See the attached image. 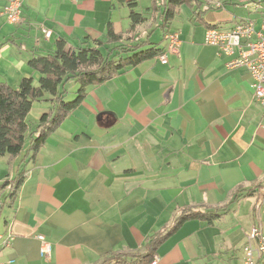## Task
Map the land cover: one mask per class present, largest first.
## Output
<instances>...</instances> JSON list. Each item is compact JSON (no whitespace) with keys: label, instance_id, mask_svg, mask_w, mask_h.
<instances>
[{"label":"crops","instance_id":"obj_1","mask_svg":"<svg viewBox=\"0 0 264 264\" xmlns=\"http://www.w3.org/2000/svg\"><path fill=\"white\" fill-rule=\"evenodd\" d=\"M8 1L0 0V82L13 87L38 77L28 65L32 50L53 51L61 38L72 48L97 40L112 47L110 30L131 26L129 0H22L17 25L1 14ZM137 2L150 16L152 0ZM201 9L203 22L182 5L169 30L140 27L138 41L163 48L166 63L161 54L89 86L34 157L27 149L0 155V234L14 235L0 245V264H102L113 252L146 254L148 237L188 207L229 210L212 223L184 222L154 253L157 264L241 261L247 233L264 228V104L248 69L227 66L237 53L205 35L248 20L260 30L264 0H205ZM171 31L178 52L167 51ZM50 108L38 101L30 112L39 119ZM22 173L12 199L3 183ZM39 235L52 245L50 259Z\"/></svg>","mask_w":264,"mask_h":264},{"label":"trees","instance_id":"obj_2","mask_svg":"<svg viewBox=\"0 0 264 264\" xmlns=\"http://www.w3.org/2000/svg\"><path fill=\"white\" fill-rule=\"evenodd\" d=\"M237 1L242 3L255 0ZM204 2L205 0H152V5L147 9V14L150 13L148 16L136 10L137 0H129L127 5L130 8L131 26L124 35L114 34L110 30L108 43H112V47L97 40L93 44L85 43L72 48L61 38L53 51L44 52L40 48L32 50L28 65L40 74L38 83H35L33 76H25L18 87L0 82V155H17L25 149L29 152L28 155H37L48 137L82 104L89 86L103 83L129 66H135L164 52L163 48H158L154 43L138 41L140 27L151 22L165 31L169 30L182 5L191 6L194 18L203 22L205 12L201 7ZM70 80L78 85L75 98L71 100L67 98L69 91L66 87ZM38 101L50 102L51 108L32 122L28 120V116ZM22 178L23 173L16 180H6L3 183V186L10 187L12 199L15 198ZM228 210L229 208H185L172 225L165 226L148 237L146 254L113 252L102 264H149L160 245L184 222L202 219L212 223Z\"/></svg>","mask_w":264,"mask_h":264},{"label":"built area","instance_id":"obj_3","mask_svg":"<svg viewBox=\"0 0 264 264\" xmlns=\"http://www.w3.org/2000/svg\"><path fill=\"white\" fill-rule=\"evenodd\" d=\"M2 15L8 23L17 25L23 22L22 0H9ZM43 35L50 38L52 30L42 27ZM168 39V52H178L181 39L177 31H171L166 35ZM205 41L208 44L219 47L225 54L234 57L228 61L229 68L245 66L253 78L252 89L254 97L264 104V25L260 30L255 27L253 20L241 22L232 30H221L216 27L208 28ZM162 62L168 60L167 54L160 56ZM13 233L0 234V245L10 246L13 241ZM43 241L41 255L47 259L51 258L52 245L45 241L44 235L38 236ZM155 257L149 264H157ZM238 264H264V228L255 225L247 233V242L243 246V257Z\"/></svg>","mask_w":264,"mask_h":264},{"label":"rangeland","instance_id":"obj_4","mask_svg":"<svg viewBox=\"0 0 264 264\" xmlns=\"http://www.w3.org/2000/svg\"><path fill=\"white\" fill-rule=\"evenodd\" d=\"M145 5L143 4V3H141V7H144ZM205 8H206V5H203ZM185 7H187V6H185ZM158 33H161V31L160 30H157L156 32H155V35H157ZM39 78H40V74H38V77H36L35 78V83H38V81H39ZM67 88H68V90H69V93H68V99H72V98H75L74 96H75V94H74V92H75V90H76V88H77V83L74 81V80H71V81H69V82H67ZM74 95V96H73ZM28 120H30V121H32V122H34V121H36L37 119L34 117V115L30 112V114H29V116H28ZM34 127V126H33ZM35 128V127H34Z\"/></svg>","mask_w":264,"mask_h":264}]
</instances>
